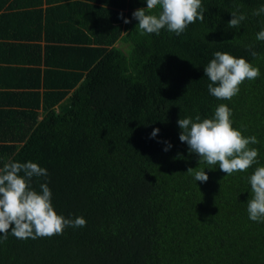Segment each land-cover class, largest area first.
Instances as JSON below:
<instances>
[{
	"label": "trees",
	"instance_id": "obj_1",
	"mask_svg": "<svg viewBox=\"0 0 264 264\" xmlns=\"http://www.w3.org/2000/svg\"><path fill=\"white\" fill-rule=\"evenodd\" d=\"M201 3L204 21L177 36L139 34L146 0H0V168L47 169L32 188L47 183L58 215L86 220L52 237L9 232L0 264H264V222L247 212V178L264 166V14H252L264 0ZM238 6L246 19L229 29ZM217 51L260 70L231 100L208 91ZM221 103L259 141V163L230 176L199 164L177 123Z\"/></svg>",
	"mask_w": 264,
	"mask_h": 264
},
{
	"label": "clouds",
	"instance_id": "obj_2",
	"mask_svg": "<svg viewBox=\"0 0 264 264\" xmlns=\"http://www.w3.org/2000/svg\"><path fill=\"white\" fill-rule=\"evenodd\" d=\"M147 7L135 10L132 17L138 21L136 28L140 35H159L162 29L177 36L197 21H204L205 9L201 0H146ZM159 8L155 14L151 10ZM146 9L149 10L146 12ZM254 16L264 14V5L253 10ZM123 18V14H120ZM227 28L238 29L246 15L239 12V6L231 12ZM124 19V23H130ZM256 39L264 41V29ZM251 50L252 45L248 46ZM214 58L203 68L209 79V93L218 100H231L240 91L245 80H255L260 76L258 67H254L245 58H236L227 52L217 51ZM251 55L258 54L251 51ZM231 109L224 103L219 104L212 118L197 115L180 118L177 123L182 130L179 139L188 145L189 151L199 157V164L219 165L226 175L246 172L253 164H258V149L249 145L258 144L256 136L245 137L233 127ZM159 129H154L156 137ZM167 143V142H165ZM171 144L164 149L168 151ZM23 175H19L20 173ZM187 173L195 181L207 182L204 169L189 168ZM47 169L31 161L27 163L9 162L0 168V242L7 240L9 232L21 240L62 235L66 227L86 226L83 217L66 219L58 215L51 203L52 192L47 183L39 185L41 191L32 188L33 177H47ZM251 187V199L247 201L249 219L264 222V166L256 167L247 178Z\"/></svg>",
	"mask_w": 264,
	"mask_h": 264
}]
</instances>
